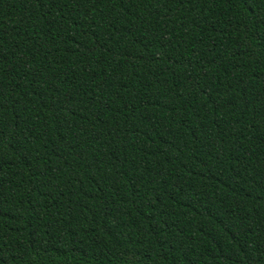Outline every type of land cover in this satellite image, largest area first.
Here are the masks:
<instances>
[{"label":"trees","instance_id":"obj_1","mask_svg":"<svg viewBox=\"0 0 264 264\" xmlns=\"http://www.w3.org/2000/svg\"><path fill=\"white\" fill-rule=\"evenodd\" d=\"M0 264H264V0H0Z\"/></svg>","mask_w":264,"mask_h":264}]
</instances>
